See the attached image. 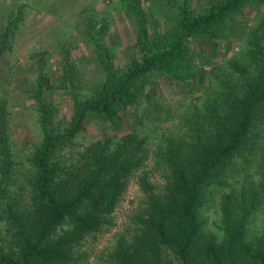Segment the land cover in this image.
I'll return each mask as SVG.
<instances>
[{"label":"trees","instance_id":"obj_1","mask_svg":"<svg viewBox=\"0 0 264 264\" xmlns=\"http://www.w3.org/2000/svg\"><path fill=\"white\" fill-rule=\"evenodd\" d=\"M74 1L42 8L68 20ZM164 3L172 15L158 32L143 0L115 2L137 29L131 59L107 47L108 20L89 2L72 10L89 59L79 62L62 43L54 70L50 50L30 53L36 71L19 91L38 129L27 147L14 135L8 89L19 69L8 65L0 86V264H82L88 240L115 225L132 182L141 198L104 264H264V0ZM251 6L262 10L240 49L215 61L228 23ZM26 16L19 5L5 18L0 58ZM199 41L212 45L204 82L191 58ZM60 87L72 116L56 122ZM93 121L101 135L84 142Z\"/></svg>","mask_w":264,"mask_h":264},{"label":"rangeland","instance_id":"obj_2","mask_svg":"<svg viewBox=\"0 0 264 264\" xmlns=\"http://www.w3.org/2000/svg\"><path fill=\"white\" fill-rule=\"evenodd\" d=\"M44 1L46 0H0V30L5 18L9 17L14 9L19 5H26L27 16L25 24L20 28L17 39L14 40L13 50H10L0 58V86L2 83H7L10 72L7 68L9 64L15 63L18 65L19 72L23 76V79L20 80V74L17 72L11 88L9 87L8 89V94L9 102L16 114L13 122L14 135L19 144L26 147L36 139V129H38V126L34 124L32 112L27 109L29 102H25V94L19 91V89H25V87L29 86L31 77L36 71L33 63L29 62L30 53L32 51L50 50L51 55L48 58L54 70L58 68V62L61 58L59 45L62 43L71 47L75 58H80L82 54L87 55L85 56L87 57L85 58L86 60L90 58L83 32L72 27L78 19V17L75 18V13L72 11L76 5L80 9L82 4L89 2L90 4L93 3L95 10L98 12H104V16L106 15L108 20L105 29L109 27V31L103 41L106 42L107 47L118 60H128L137 55L134 47L135 30H137L134 20L130 14L116 8L115 2L117 0L74 1V4L69 7L67 12L73 14L70 15L68 20H66L64 14L60 15L58 12H54V10L42 8ZM206 1L192 0V5L195 9L201 8ZM143 5L147 14H149L153 30L155 28L158 32L162 31L164 28L163 19L172 15L164 0H143ZM261 10L262 8L259 6L248 7L241 16L235 19V22L228 23L227 29H225L228 37L226 36V38L219 41L218 55L214 58L215 61H223L226 57L240 49L242 38L248 34L254 19L259 15ZM82 21H84L83 16L79 18L80 25ZM81 29L83 31V28ZM209 55H212V45L203 41L195 44L191 58L194 64L198 66L201 82L207 81L210 66L206 63ZM79 58L77 60L80 62ZM87 68L88 66L84 64V69L87 70ZM166 90L169 91V89ZM54 93L55 109L53 110V119L56 122H59L62 116L70 119L72 116L71 99L61 87L57 88ZM135 111L137 112V110ZM100 135L101 127L96 121H93L89 125L82 141L86 142ZM141 195L142 193L136 182H132L124 200L113 214L115 225L100 232L95 239L90 238L88 240L85 247L89 249V254L87 260L82 264H104L109 246H111L115 235L125 231L129 226L137 200L141 198ZM262 216L263 214L257 216L255 225L262 222Z\"/></svg>","mask_w":264,"mask_h":264}]
</instances>
